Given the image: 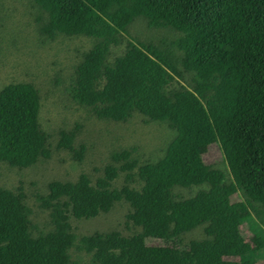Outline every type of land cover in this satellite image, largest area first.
<instances>
[{"label": "trees", "instance_id": "obj_1", "mask_svg": "<svg viewBox=\"0 0 264 264\" xmlns=\"http://www.w3.org/2000/svg\"><path fill=\"white\" fill-rule=\"evenodd\" d=\"M31 1L46 37L95 38L65 86L72 100L115 124L140 114L175 134L156 160L112 145L96 176L50 182L47 229L33 224L23 192L0 186V264H78L73 247L85 264H264V0ZM138 15L165 35L129 38ZM111 46L122 47L113 61ZM40 105L31 82L0 86V162L27 167L50 155ZM74 126L56 146L81 159ZM211 143L224 169L204 160ZM120 202L130 233L79 234L70 223ZM197 226L201 237L184 238Z\"/></svg>", "mask_w": 264, "mask_h": 264}, {"label": "rangeland", "instance_id": "obj_2", "mask_svg": "<svg viewBox=\"0 0 264 264\" xmlns=\"http://www.w3.org/2000/svg\"><path fill=\"white\" fill-rule=\"evenodd\" d=\"M31 0H0V86L11 81L33 83L40 93L39 123L48 133L50 155L39 158L27 167L10 166L0 162V186L24 193V201L30 210V217L37 228H48L49 207L42 198L49 193V183L58 180H75L81 172L96 176L111 146H136L135 154L145 160H156L163 154L166 144L175 134V129L160 121L144 122L142 115L115 124L95 116L87 107L77 104L65 90L83 53L93 46L95 38L82 34L57 35L53 39L43 34L36 20ZM128 34L138 39L158 38L165 35V27L148 26L143 15H138L128 25ZM127 35H125L126 37ZM128 39V37L126 38ZM122 47L111 46L107 59L113 61ZM76 127L72 145L75 149L85 144L83 157L78 159L72 150L56 146L59 130ZM204 160L224 169L219 147L211 143ZM102 159H104L102 161ZM225 164V163H224ZM226 171V170H225ZM124 180L119 178L117 184ZM137 183V181H135ZM197 187H178V194L190 196ZM107 212L91 218H70L75 232L90 233L94 230L118 229L122 233L132 232L123 224L129 206L120 202ZM202 226L184 234V238L201 237ZM78 264H85L88 254L75 247L71 250ZM264 262V258L259 259Z\"/></svg>", "mask_w": 264, "mask_h": 264}]
</instances>
